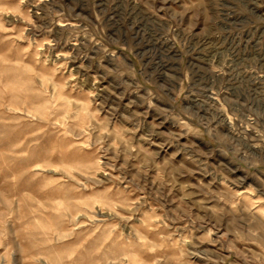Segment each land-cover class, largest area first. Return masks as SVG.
Returning a JSON list of instances; mask_svg holds the SVG:
<instances>
[{"label": "rangeland", "instance_id": "374dc122", "mask_svg": "<svg viewBox=\"0 0 264 264\" xmlns=\"http://www.w3.org/2000/svg\"><path fill=\"white\" fill-rule=\"evenodd\" d=\"M0 264H264V0H0Z\"/></svg>", "mask_w": 264, "mask_h": 264}]
</instances>
